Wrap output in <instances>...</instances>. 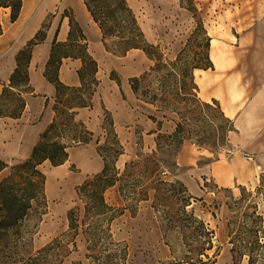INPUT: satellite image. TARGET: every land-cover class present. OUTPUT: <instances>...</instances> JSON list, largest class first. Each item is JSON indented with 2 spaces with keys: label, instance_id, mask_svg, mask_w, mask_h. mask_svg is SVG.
<instances>
[{
  "label": "rangeland",
  "instance_id": "1",
  "mask_svg": "<svg viewBox=\"0 0 264 264\" xmlns=\"http://www.w3.org/2000/svg\"><path fill=\"white\" fill-rule=\"evenodd\" d=\"M128 1L148 41L159 46L157 58L149 57L140 48L128 51L126 56L114 54L105 49L102 33L91 30L87 34L89 49L99 62L101 84L93 108L81 110L79 117L95 132V139L74 147L63 166L42 164L47 176L48 208L34 236L35 247L68 230V211L79 203L77 186L101 170L103 160L97 152L96 138L101 135L100 143L105 141L101 125L107 108L125 148L118 167L123 176L130 173L106 191L107 201L121 209L112 222V231L116 240L128 244L129 264H190L191 257H198L196 248L210 238L202 234L203 226L213 231L209 255L212 257L219 249L220 264H235L229 235L225 240H214L215 230L201 217L202 210L208 207L215 217L222 216L229 233L235 230L237 236L247 237L246 228L261 224L264 241V176L254 189L240 187L236 193L205 177L201 185L210 196L194 195L193 188L175 177L179 173L176 157L185 140L215 154L227 144L230 121L216 102L200 99L193 68L208 63L209 36L253 27L264 16V0ZM70 11L80 21L70 0H54L36 17L30 33L13 28L9 10L2 13L6 29L12 27L13 50L18 51L43 25L47 32L46 39L33 49L30 73L35 91L28 96L23 115L18 119L0 118V156L10 165L29 156L55 115L54 87L43 73L59 29V38H66L64 28H68ZM37 12L35 8L31 18ZM73 67L78 69L71 58L66 59L60 69L64 81H68L67 70ZM132 77L135 91L130 83ZM47 96L51 100L46 106ZM9 171L10 167L6 168L0 178ZM135 193L144 198L135 201ZM258 214L263 221L255 223ZM77 243L78 249L72 242L69 244L71 253L57 264L77 260L87 263L82 235L77 237ZM202 257L204 264H211L212 260ZM239 264H248V257Z\"/></svg>",
  "mask_w": 264,
  "mask_h": 264
},
{
  "label": "trees",
  "instance_id": "2",
  "mask_svg": "<svg viewBox=\"0 0 264 264\" xmlns=\"http://www.w3.org/2000/svg\"><path fill=\"white\" fill-rule=\"evenodd\" d=\"M83 1L101 29L102 42L107 51L126 55L129 50L140 48L149 57L157 58L156 50L160 48L148 41L128 0ZM23 5V0H0V34L3 33V11L9 10L10 20L14 22L20 17ZM67 15V39L59 40L56 33L43 73L54 87L55 115L40 133L28 157L10 165L0 156V173L10 167L9 173L0 178V264H57L71 253V242L78 249L79 235H82L86 243L87 263L77 260L71 264H129L128 244L116 240L112 231V222L121 214V209L106 199V191L130 174L123 176L118 167L119 157L125 152V148L116 129L114 117L107 108H104L105 119L101 125L105 141L100 143L101 135L96 138L97 152L103 160L101 170L88 175L77 186L79 203L68 211V230L39 248L34 244V236L48 208L47 176L42 164H65L74 147L89 144L95 139V132L79 117V113L82 109H92L94 106V98L101 84L98 76L100 66L89 49V39L82 24L72 11ZM46 37L47 32L43 25L18 49L15 55L16 67L0 93V118L18 119L23 115L28 105V96L35 91L30 73L33 49ZM210 43L211 36L208 37V63L205 66L195 65L194 71L197 68L213 66L209 52ZM67 58L81 62L77 69L79 84H67L60 77L61 66ZM192 74L195 79L194 72ZM118 83L120 84L119 79ZM130 83H133L131 86L135 91V77L130 79ZM50 100L51 97L47 96L46 106ZM227 119L230 121L229 131L233 130V121ZM242 189L245 190L244 187ZM122 190L121 194L126 199ZM133 198L140 201L144 197L135 193ZM248 216L251 217L252 214ZM253 221H263V216L258 214ZM261 227V224H256L246 228L247 237L237 236L235 230L230 231L229 242L232 244L231 252L235 264L241 263L245 257H248V264H264ZM203 228L207 231L203 230L202 234H208L210 238L196 248L198 257H191L188 260L190 264H204L202 256L214 262L220 254L219 249L212 257L207 252L213 248V231L205 226Z\"/></svg>",
  "mask_w": 264,
  "mask_h": 264
},
{
  "label": "crops",
  "instance_id": "3",
  "mask_svg": "<svg viewBox=\"0 0 264 264\" xmlns=\"http://www.w3.org/2000/svg\"><path fill=\"white\" fill-rule=\"evenodd\" d=\"M19 19L21 15L11 22L13 28ZM2 22L0 93L16 67L17 53L11 45L12 27L6 29L3 19ZM64 30L66 40L69 25ZM59 33L60 29L58 39L63 40ZM209 52L213 66L194 71L197 93L203 101H215L222 114L233 121L234 129L228 134L227 144L216 154L185 140L176 157L179 173L175 177L193 188L194 195L210 196L201 185V179L205 177L221 188L232 189L233 193L240 187L254 189L264 175V16L251 28L231 29L218 37L212 35ZM71 62L78 68L81 64L78 59L71 58ZM66 77L68 81L61 79L67 84L80 82L75 67L69 68ZM201 217L210 229L215 230L214 240L228 237L229 228L222 216L215 217L207 207L202 210ZM220 261L219 255L211 264H220Z\"/></svg>",
  "mask_w": 264,
  "mask_h": 264
},
{
  "label": "bare ground",
  "instance_id": "4",
  "mask_svg": "<svg viewBox=\"0 0 264 264\" xmlns=\"http://www.w3.org/2000/svg\"><path fill=\"white\" fill-rule=\"evenodd\" d=\"M23 12L21 14V19H19L18 23L14 27L16 30L24 31L25 33H30L34 27L36 17L43 12L46 8L50 7L54 0H23ZM73 3L75 12L80 19V22L86 32V34H91V30H95L97 33H101V29L98 24L94 21L90 12L88 11L83 0H70ZM37 8V14L35 17L31 18V14L33 10ZM34 59V54H33ZM68 71V70H67ZM69 74V73H67ZM62 164L60 166H63Z\"/></svg>",
  "mask_w": 264,
  "mask_h": 264
}]
</instances>
